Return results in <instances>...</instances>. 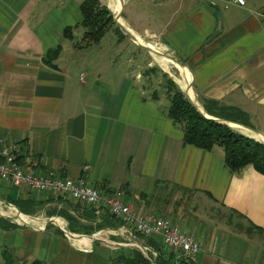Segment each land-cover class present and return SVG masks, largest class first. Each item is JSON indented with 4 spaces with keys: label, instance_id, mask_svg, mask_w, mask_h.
<instances>
[{
    "label": "crops",
    "instance_id": "obj_1",
    "mask_svg": "<svg viewBox=\"0 0 264 264\" xmlns=\"http://www.w3.org/2000/svg\"><path fill=\"white\" fill-rule=\"evenodd\" d=\"M100 2L113 16L122 6L128 30L138 38L152 33L172 50L185 64V93L195 104L206 98L245 112L254 131L242 125L237 131L264 144V0H246L243 7L227 0H125L118 7L117 0ZM82 3L0 0V149L17 145L21 162H37L43 175L83 179L95 188L105 184L137 214L170 219L201 244L199 253L185 256L191 264H264V175L253 166L233 174L223 149L185 145L183 129L160 110V100L127 74L104 67L94 78L83 69L94 47L74 49L81 28L73 41L63 35L83 22ZM58 46L61 55L50 67L44 57ZM157 183L189 191L191 208L181 203L156 210L155 194L164 195ZM15 200H34L42 208L26 214ZM202 200L223 213H197ZM77 205L63 193L0 182V218L16 225L8 229L0 221V264L4 251L17 262L113 264L99 254L110 249L98 246L94 235L70 231L62 214L88 222ZM93 208L97 222L110 214L102 203ZM99 232L112 240L126 237L121 227ZM154 239L171 250L162 236Z\"/></svg>",
    "mask_w": 264,
    "mask_h": 264
},
{
    "label": "trees",
    "instance_id": "obj_2",
    "mask_svg": "<svg viewBox=\"0 0 264 264\" xmlns=\"http://www.w3.org/2000/svg\"><path fill=\"white\" fill-rule=\"evenodd\" d=\"M80 9L83 22L76 27L66 28L63 34L65 39L73 41L75 39L74 31L78 28L83 30L82 42L86 43L85 48L100 45L103 38L110 32H113L119 38L126 37L115 22L113 14L106 6L101 4L100 0H84ZM61 52V46L50 50L44 57V63L50 67H56L55 62ZM163 77L166 80V90L170 101L166 114L174 125L183 129L185 145L209 152H212L215 148L223 149L225 164L233 174L240 173L243 169L253 166L257 172L264 175V144L242 135L228 125L215 121H227L251 128L249 116L245 112L228 107L215 100L200 98L201 108L206 115L212 118L208 119L197 111L185 92L168 74L163 73ZM153 98L159 100L158 96L154 95ZM163 185L169 186L157 183V186ZM96 188L103 193H111L105 187V184L96 186ZM182 191L190 193L187 190ZM141 197L143 200L147 199V195L143 194ZM12 203L23 213L31 215L36 214L42 208V204L34 200H15ZM76 208L84 212L82 216L88 221L87 223H83L80 219L70 215L62 214L69 223L70 231L74 234L94 235L103 229H119L126 224L125 220L111 214L97 222L93 207L78 203ZM54 214L56 213H49V215ZM0 221L8 229L16 227L14 224H8L2 218H0ZM135 237L144 240V246L150 251L148 250L145 255L137 248L122 249L118 251V254L116 253L110 257L113 264H191L183 254L173 250L164 251L161 249L155 242L154 236L146 237L136 233ZM153 252H156L157 256ZM3 260V264H47L40 260L17 262L8 251H4Z\"/></svg>",
    "mask_w": 264,
    "mask_h": 264
},
{
    "label": "rangeland",
    "instance_id": "obj_3",
    "mask_svg": "<svg viewBox=\"0 0 264 264\" xmlns=\"http://www.w3.org/2000/svg\"><path fill=\"white\" fill-rule=\"evenodd\" d=\"M80 2H83V0H80ZM128 4L129 2L126 6V12H128L130 9V6ZM122 15H120V17L123 19ZM124 26L126 27L125 22ZM77 33H79L77 38L78 42L74 45V49L82 52L83 50L87 49L85 48L86 43L82 42V39L79 36L81 32L78 31ZM131 33L133 32L131 31ZM138 40L141 41L140 43L138 42L139 44L146 45L152 50L160 51L163 54L177 58L172 50H170L162 40L155 38L152 33L144 34V37L138 38ZM139 44L135 43L128 36L119 38L114 35L113 32H110L103 38L100 45L94 47L90 51H87L89 57L85 58L83 69L91 70V72L95 74L93 76L94 78H97V72L104 69V67L109 69L111 68L113 71L115 70L117 74H121L122 76L127 74L128 80L130 82H133V85L135 84V86L144 89L145 93H147L148 96H158L160 100L158 102L160 106L159 108L163 113L166 114L170 106V101L168 100L166 80L163 77V73L168 74L169 77L172 78V80L179 87L181 86V90L185 92L183 75L180 71H178L176 67H174V65L169 63L167 60L164 61L160 56L148 52ZM165 63L166 67L168 66V68L164 67ZM195 101L196 105L201 108V106L198 104L197 98ZM232 128H234L236 131L239 129L235 126H232ZM161 189L164 192V195H161L163 197L160 196V190L158 193H156L154 199L156 210L162 211L169 206H171V209H177L182 204H185L184 208H186L187 210L191 208V205L188 203H190L194 198L193 194L173 187L168 188V186L161 187ZM168 194H172L169 200L167 198ZM204 200L197 204L200 205L197 208V213L200 214L207 211L211 217H215L216 215L223 213L222 210L220 211L214 205H208L206 202H204ZM204 203L206 204L205 206ZM190 211L192 212V209ZM94 237L97 239L98 246H104L110 249L108 251H98L99 254L101 253V255L107 258L112 257L116 253L118 254V251L122 249L135 247H140V251L142 250L145 255L148 253V250L144 246L145 241L135 236L130 237L126 235V237H124L125 240L119 241L112 240L109 235L104 234L103 232H98L94 234Z\"/></svg>",
    "mask_w": 264,
    "mask_h": 264
},
{
    "label": "built area",
    "instance_id": "obj_4",
    "mask_svg": "<svg viewBox=\"0 0 264 264\" xmlns=\"http://www.w3.org/2000/svg\"><path fill=\"white\" fill-rule=\"evenodd\" d=\"M227 3L243 7L246 0H227ZM84 79L85 76L82 75L81 80ZM0 182L16 187L26 186L40 193H63L88 207H97L102 203L111 215L125 220L126 224L121 229L130 237H134L136 233L146 237L160 235L169 249L186 257L201 251L200 242L183 232L170 219L155 214L134 212L132 207L124 203L121 192L103 193L89 186L83 179L63 178L53 172L43 175L35 161L23 164L17 145H6L0 149Z\"/></svg>",
    "mask_w": 264,
    "mask_h": 264
},
{
    "label": "water",
    "instance_id": "obj_5",
    "mask_svg": "<svg viewBox=\"0 0 264 264\" xmlns=\"http://www.w3.org/2000/svg\"><path fill=\"white\" fill-rule=\"evenodd\" d=\"M124 3H125V0H123V6H124ZM119 15H120V14H119ZM114 20H115V22L117 23V25L119 26L120 30H121L126 36H128L130 39H132L135 43L139 44V43H138V38H137L133 33H131V31L128 30L125 26H123L122 24H120V23L117 21V17H116V16H114ZM220 25H221V24H220ZM220 31H221V26H219V29H218L217 33L215 34V36H217V35L220 33ZM215 36H214V37H215ZM214 37H213V38H214ZM213 38H211V39H213ZM139 45H140L142 48L146 49L148 52L153 53V54H156V55H158V56H160V57H164V58H166V59H168V60H170V61L176 63V64L179 65L180 67L185 68V64H184L182 61H180L179 59H177V58H175V57H172V56H169V55H166V54L159 53V52H154L150 47H148V46H146V45H143V44H139ZM185 94H186L187 98L189 99V101L191 102V104L197 109V111H198L200 114H202L204 117H206V118H208V119H212V118H210L208 115H206V114L204 113L203 109H200V108L195 104V102H194V101L192 100V98L188 95V93H185ZM215 121H217V122H219V123H222V124H225V125H228V126H230V127H232L231 124H234V125H238V126H239V124H236V123H229V122H227V121H221V120H215ZM246 128H247V127H246ZM248 129H251V128H248ZM251 130H253V129H251ZM253 131H254V130H253ZM135 248H138V249L140 250V247H135ZM141 252H142V250H141ZM142 253H144V252H142Z\"/></svg>",
    "mask_w": 264,
    "mask_h": 264
},
{
    "label": "bare ground",
    "instance_id": "obj_6",
    "mask_svg": "<svg viewBox=\"0 0 264 264\" xmlns=\"http://www.w3.org/2000/svg\"><path fill=\"white\" fill-rule=\"evenodd\" d=\"M122 2H123V0H117V3H116V7H118L120 4H122ZM115 7V10L117 9ZM122 7V6H121ZM121 7L117 10V12L115 13V15H116V17H117V21L120 23V24H122L123 26H124V21H123V19L120 17V10H121ZM138 42L140 43L141 41H139L138 40ZM153 48V47H152ZM154 52H159V53H162V52H160V51H156V50H153ZM163 54V53H162ZM164 61H168L169 63H171L172 65H174V67H176L181 73H182V75H183V77H184V83H185V85H188V81H189V79H188V74H187V70L185 69V68H183V67H180V66H178L177 64H175V63H173L172 61H170V60H168V59H166V58H164V57H161ZM164 67H166V63H165V66ZM166 68H168V66L166 67ZM187 83V84H186ZM188 93V95L190 96V94H189V92H187ZM191 97V96H190ZM231 126H238V125H234V124H231Z\"/></svg>",
    "mask_w": 264,
    "mask_h": 264
}]
</instances>
